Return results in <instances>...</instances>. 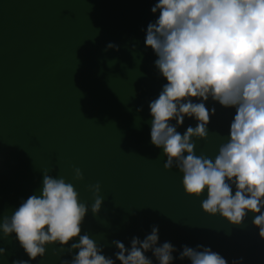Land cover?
Returning a JSON list of instances; mask_svg holds the SVG:
<instances>
[{"label": "water", "instance_id": "95a60500", "mask_svg": "<svg viewBox=\"0 0 264 264\" xmlns=\"http://www.w3.org/2000/svg\"><path fill=\"white\" fill-rule=\"evenodd\" d=\"M155 2L0 0V219L39 193L47 171L73 183L89 207L82 234L104 246L105 255L118 250L112 240L130 246L157 225L159 242L177 249L174 264H190L179 259L183 245L210 247L229 264L241 257L244 264H264L253 214L235 226L205 213V197L186 194L183 174L166 169L162 150L151 143L149 101L167 83L144 43ZM215 107L208 139L196 141L197 155L214 157L227 138L234 109ZM195 124L186 118L177 130ZM75 167L82 180L74 179ZM96 183L103 204L93 214L89 185ZM14 236L0 234L7 250L0 264L28 259ZM61 258L72 256L49 245L31 264H60Z\"/></svg>", "mask_w": 264, "mask_h": 264}, {"label": "clouds", "instance_id": "9594fccd", "mask_svg": "<svg viewBox=\"0 0 264 264\" xmlns=\"http://www.w3.org/2000/svg\"><path fill=\"white\" fill-rule=\"evenodd\" d=\"M151 12L157 16L147 25L144 43L156 54L155 67L167 81L149 101L151 143L162 150L166 169L175 167L183 174L186 194L205 197V213L235 226L253 214L252 224L264 239V0H156ZM210 100L214 103L208 107ZM215 103L234 109L227 138L214 157L197 155L196 141L208 139ZM186 118L196 124L181 133L177 129ZM73 171L75 180L83 179L80 168ZM43 173L39 193L0 219L2 237L15 234L28 256L12 264L38 261L49 245L71 254L60 264H174L177 249L170 241L159 242L157 225L144 239L133 237L130 246L112 240L118 250L105 255L104 246L82 234L89 207L73 183ZM89 189L95 196L91 211L98 214L101 185ZM6 251L0 247V257ZM179 259L229 264L204 245H183ZM232 264H244L243 257Z\"/></svg>", "mask_w": 264, "mask_h": 264}]
</instances>
